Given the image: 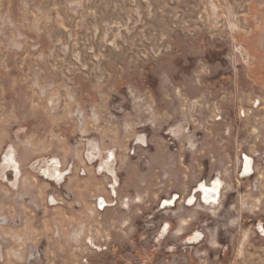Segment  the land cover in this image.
Returning <instances> with one entry per match:
<instances>
[{
    "label": "rangeland",
    "instance_id": "1",
    "mask_svg": "<svg viewBox=\"0 0 264 264\" xmlns=\"http://www.w3.org/2000/svg\"><path fill=\"white\" fill-rule=\"evenodd\" d=\"M0 264H264V0H0Z\"/></svg>",
    "mask_w": 264,
    "mask_h": 264
},
{
    "label": "flooded vegetation",
    "instance_id": "2",
    "mask_svg": "<svg viewBox=\"0 0 264 264\" xmlns=\"http://www.w3.org/2000/svg\"><path fill=\"white\" fill-rule=\"evenodd\" d=\"M107 153H108V155H103L102 153L100 154L101 165L105 162H109L111 164L113 163V152L108 151ZM102 156H104L106 158H110V160H104V157H102ZM109 163L107 166H109ZM217 179H219V178H217ZM220 189H222V185L220 186ZM220 189H216V187L214 186V180L210 183H206V182L199 183V185L197 187V192L199 193V200L201 202L207 204V205L217 204V202L219 201V198H220V192H221ZM178 198H179V196L177 194H175L173 198L165 199L162 203L161 208L165 209V208L175 206V201ZM188 200L189 201L187 202V204L192 205L196 199L193 198V199H188ZM161 233H163L162 236H166L169 233V224L168 223L166 224V227L163 230V232L161 231ZM200 237H196V239L190 238L187 243L188 244H197L203 239V238L201 239Z\"/></svg>",
    "mask_w": 264,
    "mask_h": 264
},
{
    "label": "crops",
    "instance_id": "3",
    "mask_svg": "<svg viewBox=\"0 0 264 264\" xmlns=\"http://www.w3.org/2000/svg\"><path fill=\"white\" fill-rule=\"evenodd\" d=\"M108 151H111V150H108ZM114 161H115V155H114V152H113V163H114ZM108 163L109 162H105V163H103L101 165V160H100V167L105 166V165L107 166ZM110 165H111V163H109V166ZM15 171H18V170L15 168ZM110 186H111L112 192L114 193V196H116V193L114 192V188H113L112 184H110ZM103 202L106 203V200H103ZM108 205H110V204H106L105 207H107ZM202 205L209 207V205H207V204H202ZM159 210L164 211L163 213H164V216H166V217L173 218L176 215V213L174 212V210H175L174 208L163 209V208L159 207ZM167 223L169 224V222H165V224H163V225H161L162 224L161 223L159 225V227H158V232H157L158 239H163L164 238L163 240H160V241H163L164 244H165V242H167V240L169 242L168 244H178V243L179 244H183V243L188 244L187 242L189 241L190 238L191 239L192 238L196 239V237H200L201 236L200 238L202 239V237H203V233L200 232L199 230H197L196 234H194V235H192V233H190V234L187 233L186 232L187 230L185 229V226L181 225V224L173 225V227H171V230L169 231V233L166 236H162L163 233H161V231L163 232V230L165 229ZM169 227H170V225H169ZM170 239L172 240V242L169 241Z\"/></svg>",
    "mask_w": 264,
    "mask_h": 264
},
{
    "label": "bare ground",
    "instance_id": "4",
    "mask_svg": "<svg viewBox=\"0 0 264 264\" xmlns=\"http://www.w3.org/2000/svg\"><path fill=\"white\" fill-rule=\"evenodd\" d=\"M171 130L172 129L168 130L166 133L170 134ZM241 158H242V163L240 162V166L243 167L241 173L242 178H250L249 176L254 173V170H252L253 159L246 154H244ZM104 160H110V158L104 157ZM221 185H222V181L220 179L214 180V186L216 187V189H220ZM163 201L161 202L160 206H162Z\"/></svg>",
    "mask_w": 264,
    "mask_h": 264
},
{
    "label": "built area",
    "instance_id": "5",
    "mask_svg": "<svg viewBox=\"0 0 264 264\" xmlns=\"http://www.w3.org/2000/svg\"><path fill=\"white\" fill-rule=\"evenodd\" d=\"M104 207H105L104 204H99V202H98L97 209L99 211H102L104 209Z\"/></svg>",
    "mask_w": 264,
    "mask_h": 264
}]
</instances>
